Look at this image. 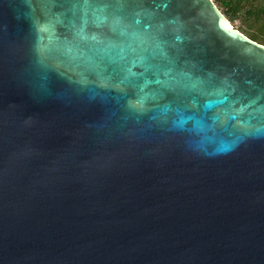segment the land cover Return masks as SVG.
<instances>
[{
	"label": "water",
	"instance_id": "95a60500",
	"mask_svg": "<svg viewBox=\"0 0 264 264\" xmlns=\"http://www.w3.org/2000/svg\"><path fill=\"white\" fill-rule=\"evenodd\" d=\"M215 0H0V264H264V45Z\"/></svg>",
	"mask_w": 264,
	"mask_h": 264
},
{
	"label": "trees",
	"instance_id": "16d2710c",
	"mask_svg": "<svg viewBox=\"0 0 264 264\" xmlns=\"http://www.w3.org/2000/svg\"><path fill=\"white\" fill-rule=\"evenodd\" d=\"M230 21L241 19L240 29L255 41L264 44V1L260 0H215Z\"/></svg>",
	"mask_w": 264,
	"mask_h": 264
},
{
	"label": "rangeland",
	"instance_id": "374dc122",
	"mask_svg": "<svg viewBox=\"0 0 264 264\" xmlns=\"http://www.w3.org/2000/svg\"><path fill=\"white\" fill-rule=\"evenodd\" d=\"M260 1H264V0H260ZM221 9L223 10V8L221 7ZM231 23L235 26V27H237V28H243V26H244V22H243V20H241V19H236V20H234V21H231Z\"/></svg>",
	"mask_w": 264,
	"mask_h": 264
},
{
	"label": "bare ground",
	"instance_id": "6f19581e",
	"mask_svg": "<svg viewBox=\"0 0 264 264\" xmlns=\"http://www.w3.org/2000/svg\"><path fill=\"white\" fill-rule=\"evenodd\" d=\"M228 23L232 26V24L230 22H228Z\"/></svg>",
	"mask_w": 264,
	"mask_h": 264
},
{
	"label": "snow or ice",
	"instance_id": "6c2138e0",
	"mask_svg": "<svg viewBox=\"0 0 264 264\" xmlns=\"http://www.w3.org/2000/svg\"><path fill=\"white\" fill-rule=\"evenodd\" d=\"M262 47H264V45H261Z\"/></svg>",
	"mask_w": 264,
	"mask_h": 264
}]
</instances>
